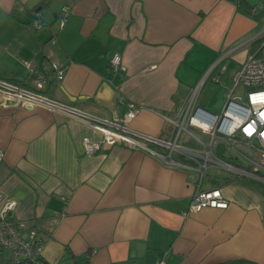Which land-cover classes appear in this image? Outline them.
<instances>
[{"label": "crops", "instance_id": "1", "mask_svg": "<svg viewBox=\"0 0 264 264\" xmlns=\"http://www.w3.org/2000/svg\"><path fill=\"white\" fill-rule=\"evenodd\" d=\"M257 18L231 0H0V81L34 91L23 62L43 71L55 61L64 77L42 96L93 122L121 119L134 104L131 130L172 141L166 119L201 83L197 107L220 115L213 109L264 35ZM115 53L124 72L110 70ZM84 117L0 95V194L16 203L10 219L25 223L21 236L42 245L44 262L264 264V183L210 168L201 189H220L229 205L192 213L196 172L125 144L86 155L82 140L102 131Z\"/></svg>", "mask_w": 264, "mask_h": 264}, {"label": "built area", "instance_id": "2", "mask_svg": "<svg viewBox=\"0 0 264 264\" xmlns=\"http://www.w3.org/2000/svg\"><path fill=\"white\" fill-rule=\"evenodd\" d=\"M34 26L41 28L40 21H35ZM23 65L31 74L34 91L0 81V95L22 106L45 107L83 121L82 117L85 115L79 110L58 104L41 95V91L49 82H59L63 79L64 68L59 63L50 62L49 67L43 71H38L28 62H23ZM110 70L112 73L125 71L117 53L110 59ZM212 80L218 83L220 77L216 75ZM232 82V87L225 93V104L220 115L214 116L197 107L202 83L197 86L178 114L172 119H166L176 128L172 141L131 130L128 125L139 112L138 106L134 104H128L125 115L112 122L96 119V123L89 117H84L91 127L102 131V139L96 141L84 138L83 152L86 155L96 154L103 144H125L130 149H141L166 165L196 172L198 182L190 198V212L197 213L205 208L226 209L229 202L221 190H202L201 181L210 168L216 167L232 172L240 178L264 183V60L255 54L250 55L235 72ZM239 88L243 92H240ZM102 125H106V128ZM182 135V139L186 141L192 137L196 146L188 147L179 143ZM201 136H204L205 140ZM216 143L233 150L238 162L235 164L220 159L215 153ZM237 145L249 148L254 155L246 154L236 148ZM175 157H179L181 161ZM2 158L3 153L0 152V162ZM15 208V202L5 201L0 194V249L9 252L10 264H49L41 259L40 243L34 242L33 238L32 241L22 238L21 231L26 228L25 223L10 219ZM155 264L166 262L160 259Z\"/></svg>", "mask_w": 264, "mask_h": 264}, {"label": "rangeland", "instance_id": "3", "mask_svg": "<svg viewBox=\"0 0 264 264\" xmlns=\"http://www.w3.org/2000/svg\"><path fill=\"white\" fill-rule=\"evenodd\" d=\"M252 6H256L257 7V11L260 13V18L261 20H259L257 18V27L258 29L261 31V30H264V4L260 5L259 4V1L258 0H247ZM258 14V13H257ZM259 15V14H258ZM260 58L262 60H264V46H262V49H261V53H260ZM233 85V82H231V87ZM230 87V88H231ZM239 91L240 92H243L242 89L239 88ZM225 104V96L222 97L220 99V101H218V103L216 104V108L213 109L215 111V114H219L221 113L222 109H223V105ZM204 108V107H203ZM202 139L205 140V137L204 136H201ZM183 138V135L181 136V140ZM190 140L192 141V137H190ZM216 145H218L217 143L214 145V148H217ZM236 148H240L241 151L245 152L246 154H250V155H254V153H252V151L249 149V148H246L244 146H240V145H237ZM215 151L218 153H222L224 154L225 157H230V156H235V153L233 150H230V149H226L224 147V145L220 144L219 145V148L218 150L215 149ZM5 257L8 258L9 257V252H5ZM9 259V258H8ZM1 264V263H0Z\"/></svg>", "mask_w": 264, "mask_h": 264}, {"label": "trees", "instance_id": "4", "mask_svg": "<svg viewBox=\"0 0 264 264\" xmlns=\"http://www.w3.org/2000/svg\"><path fill=\"white\" fill-rule=\"evenodd\" d=\"M236 5L238 11L240 13L250 15L252 14L253 10H256V6H252L247 0H231ZM259 4H264V0H258ZM262 46H264V35L258 38L252 45H251V54H255L256 57L260 58V53ZM261 59V58H260ZM219 76V75H218ZM222 160H226L224 156H218ZM9 258V257H8ZM5 257V252L0 249V263L1 264H10L9 259Z\"/></svg>", "mask_w": 264, "mask_h": 264}, {"label": "water", "instance_id": "5", "mask_svg": "<svg viewBox=\"0 0 264 264\" xmlns=\"http://www.w3.org/2000/svg\"><path fill=\"white\" fill-rule=\"evenodd\" d=\"M203 111H204V110H203ZM205 112H207V111H205ZM208 114H210V115L214 116L212 113H209V112H208Z\"/></svg>", "mask_w": 264, "mask_h": 264}]
</instances>
